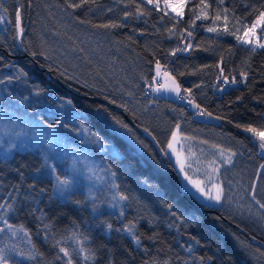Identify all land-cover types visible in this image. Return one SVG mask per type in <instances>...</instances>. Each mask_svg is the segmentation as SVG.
<instances>
[{"label":"trees","instance_id":"trees-1","mask_svg":"<svg viewBox=\"0 0 264 264\" xmlns=\"http://www.w3.org/2000/svg\"><path fill=\"white\" fill-rule=\"evenodd\" d=\"M205 2L210 6L206 9L208 18L200 20H195V15L200 14L201 0H189L179 20L144 0H86L80 8L68 5L81 0L4 2L3 8L7 9L12 23L16 22L19 11L24 32L18 37L15 24V38L6 42L0 39V79L4 80L0 84V112H13L41 125L54 126L51 128L57 129L72 144L79 140L82 123L84 129L96 133L107 146V151L99 153L98 158L115 173L119 193L128 197L123 214L103 209L97 202L89 201L81 190H73L71 196L61 200L55 194V176L50 175L49 158L46 163L42 149H13L7 157L0 156V199L9 198L8 202H13L10 198L14 197L20 209L9 222L24 225L31 234V242L44 254L35 261L21 259L20 264H64V260L56 259L58 248L54 240L68 237L74 231L88 237L86 247L96 251L94 262H81L74 254L76 264H163L164 261L168 264H264V249L240 230L262 243L264 235L183 191L181 178L169 158L170 172L164 168L152 142L139 135L122 114L98 100H107L122 108L137 125L155 137L162 149L179 124L185 136L232 149L243 146L247 157L262 164L264 152L259 148V139L254 142L252 134L244 128L264 131V49L253 52L236 39L239 31L234 26V17L240 18L241 29L243 25L251 26L259 11H264V0ZM56 8L69 11L71 22L105 29L110 41L134 64L139 77L135 90L125 94L145 97L146 87L154 84V68L159 61L164 71H170L179 83L183 99L200 105V109L219 117L221 122L214 124L197 119L195 110L182 98L175 101L152 96L169 127L166 133L163 124L152 123L149 127L130 109L121 107L118 93L107 78L101 72L99 77L95 76L98 69L93 59L84 63L86 69L83 64L78 74L86 84L70 78L69 71L62 64L56 65L58 60L39 39V29L47 32L56 25L53 30H57ZM224 9L228 10V20L223 21L229 33L234 34L226 33L221 26L217 31H207L217 13L221 16ZM193 20L195 24L191 23ZM110 23L117 26L96 27ZM188 44L192 45L188 52L176 51L172 55L173 50ZM116 57L111 55V59ZM241 72L246 77L242 78ZM224 76L229 81L235 78L236 83H225ZM185 89L191 90L190 95ZM102 111L127 124L147 146L144 151L116 136L100 119L98 113ZM109 146L120 153L119 158L112 156ZM55 166L57 174L66 173L57 163ZM108 224L112 225L111 229L107 228ZM126 225H134L133 232L140 237L139 245L127 232ZM5 242L29 248L23 233L18 237L0 233V246ZM64 246L72 249L75 244L68 240ZM16 259L13 257L11 264Z\"/></svg>","mask_w":264,"mask_h":264},{"label":"rangeland","instance_id":"rangeland-1","mask_svg":"<svg viewBox=\"0 0 264 264\" xmlns=\"http://www.w3.org/2000/svg\"><path fill=\"white\" fill-rule=\"evenodd\" d=\"M5 1L6 0H2V3L5 4ZM144 1L146 2V0ZM159 3L160 8L158 9L164 10V0H159ZM148 5L154 6L153 4ZM3 9V7L0 8V14L5 16V21L0 23V39L3 42H6V40H11L13 37L15 38L13 29L15 30L16 22L12 23L9 16L7 15V12L4 13ZM57 12L59 16L56 23L58 25L57 30H53L56 25H53L52 29L47 32L42 28L38 30L41 43L46 49H48L51 55L55 56L56 58H54L58 60V64L56 65L59 66V64H62L69 72H72V74L67 72L68 75H70V78L86 84L84 81L79 79L78 74L80 73V68L85 67L84 63H86L89 59H93L95 66L98 69V73L97 71L94 72L95 76L99 77L101 72L104 75V78H107L106 80L112 84L118 93L120 103L130 109L135 116H137L149 127L152 126V123L153 125L163 124V131L167 133L169 127L164 123L163 113L157 110V105L155 103L148 101L147 93H145V97H140L135 94H125L135 90V82L139 77V74L137 73V69L134 64L127 60L129 58H126L125 53L122 50L119 51L115 44L110 41L108 34H106L107 31L105 29H91L90 27L84 26L82 24L79 25L75 22H71L69 11L65 9L60 11L56 8L55 13L57 14ZM167 12L175 16V13L171 12V9H168ZM220 17L221 18L219 20L211 24L210 28L217 29L220 26L223 28L226 27V24L223 21L224 14H222ZM21 27L23 26L21 25ZM238 34L239 36L243 37L244 31L240 30ZM72 36H75V38H71ZM249 38L254 42L259 40L260 43H264V31H261V28H257L255 35ZM239 42L250 48L253 47L252 44H245L241 41ZM256 49L264 48L256 47ZM98 52H100L99 55ZM111 55H117L116 59H111ZM117 67H122V69ZM84 69H86V67ZM161 73L162 75L154 80L155 83L157 81L159 82V86L156 87H160L166 82L171 84V80L166 79L163 73H167L168 77H174L170 71H164L162 65ZM154 76H156V65L154 68ZM175 82L179 85L176 79ZM228 86L229 85L226 87ZM182 95L181 88L179 93L171 91L153 92V96L175 101H180ZM189 101L190 99L188 98L183 99L185 104H188L192 110L196 111V108L194 107L195 104L193 102L189 103ZM101 113L107 116L108 123H115L108 113L103 111ZM196 117L199 120L209 123L219 124L221 122L220 119H217V117L213 115L200 116L196 113ZM26 121H32L34 123L40 124L36 120H31L24 116H18L13 112H0V125L8 124L9 127L12 128V131H20L19 127L13 126L14 122L23 124ZM108 123L106 124L108 125ZM82 125L83 124L81 123V130L78 133L79 140L74 144L68 142L64 135L60 134L57 129L51 127L49 128L51 132H54L58 137L62 138V143L64 146L73 150V152H70L67 158L63 159V161L59 159H52V156L56 155L57 153L54 150L48 149L47 144H44L42 147H35L33 149H42L44 154L48 155L50 164L56 165L57 163L58 166L62 167L66 173L67 170L71 168L72 156L77 154L75 150H79V152L84 153L89 158V161L94 163L102 179L87 180L84 178V176H81L79 183L74 184L73 190L84 191L89 201L97 202L98 205L103 207V209H107L111 212L117 211L120 214H123L126 211L127 202L126 200L120 201L118 198L120 194L119 191L117 188L112 187L113 184L116 185V176L113 178L111 176L113 171L107 166L106 163L100 161L98 158L99 153H105L107 151V146L103 144L102 147L101 143L96 142L88 131L82 130L84 129ZM116 126L119 127V125ZM176 130L177 129L175 127L173 131ZM25 131L29 133V136L33 134L31 125H29ZM121 131L127 130L121 128ZM127 136V140L131 142L138 151H144L145 144L138 135L131 131L127 133ZM9 139V135H5L4 131H0V140L3 141V143L0 144L1 157L4 156L3 153L7 148ZM22 139H24V137L16 139L17 147L13 149H20L19 144ZM170 139L171 136L169 137V140ZM140 141L143 143H140ZM167 143L165 146V150L168 152L167 156L178 172L179 165L176 164V157L172 153L171 149H167ZM213 145L215 144L183 135L181 133V127L178 130L177 141L174 142L173 145L177 152L180 153L182 160H184L186 156L188 157V159L184 160V162L186 166L189 164L191 165L189 175H191L193 179L206 182L210 177L212 183L207 184V188L211 189L213 194H215V188L212 187L213 184L220 186L223 189L222 199L219 203H216L213 200H206L204 202H201L198 199L197 200L205 205H215L214 207L220 208L227 214L235 217L242 223L250 226L257 232L264 235V209H260L259 205L256 204V200L264 203V169L261 168V165H264V155L262 164H258L254 158L247 157L245 155V147L243 146H241L240 149H232L228 146L215 145L217 147H213ZM109 148L111 149L110 152H112L113 148L110 146ZM221 150L224 152L223 156L220 155ZM189 152H191L193 155H189ZM230 153L234 154L231 156V163H225V159ZM213 168H216L217 171L213 172ZM57 170L58 169L56 168V174ZM66 173L59 175L63 177L66 175ZM179 176L181 178L182 174H179ZM53 182L56 184L55 177ZM181 183L182 185L184 183L182 179ZM253 183L256 184V200H253L251 195ZM114 195L117 197L115 201L112 199ZM58 197L61 200H65V198L60 196Z\"/></svg>","mask_w":264,"mask_h":264},{"label":"snow or ice","instance_id":"snow-or-ice-1","mask_svg":"<svg viewBox=\"0 0 264 264\" xmlns=\"http://www.w3.org/2000/svg\"><path fill=\"white\" fill-rule=\"evenodd\" d=\"M86 0H81V3H70L68 6L71 8H80L83 3H85ZM189 2V0H164V11L165 14L168 15L167 12L168 9H171V12L175 13V16L172 17L173 19L179 20L184 15V8L186 4ZM218 3L222 4L223 0H217ZM146 3L153 4L155 8H160L159 0H146ZM3 7L2 0H0V8ZM200 14L195 15V20L200 19H207V11L210 6L205 2V0H201L200 4ZM4 13L7 12V9H3ZM193 14H195V9L190 10ZM224 20L227 22L228 20V10L224 9ZM137 14H139V6H137ZM125 15H129V13H125ZM220 14L217 13L216 17L214 18L213 22L219 20ZM16 35L22 36L24 29L21 27V16L19 11L16 12ZM195 20L191 21L192 24H195ZM5 21V16L3 14H0V23ZM235 27L236 31L243 30L244 36H236V39L238 41H241L245 44H252L253 47L251 48V51L255 52L256 47L264 48V43H260L259 40H256L255 42L251 40L249 37L255 35V31L257 28H261V31H264V11H259V14L256 16V19L251 24V27H248L247 25H243L241 29V20L240 18H235ZM117 25L114 23L110 24H103V25H96V27H103V28H110V27H116ZM171 31V30H170ZM207 31L214 32L217 31L216 28H208ZM224 31L226 33H229V29L225 27ZM234 34V33H229ZM183 35V33H181ZM189 36H191V32L188 33ZM192 47L191 44H188L182 48L173 50L172 55H175L176 51H188ZM43 54V53H41ZM32 55H36L35 52L32 53ZM223 69H221V72ZM161 65L159 61L156 62V76L153 77V80H156L157 77L161 76ZM163 75L166 77V79L171 80V84H168L167 82L164 85H161L160 87H156L153 90L154 91H171V92H177L179 93L180 86L176 84L174 77H168L167 73H163ZM183 75V73H181ZM241 77H246V73L241 72ZM219 78V77H218ZM8 80H11L12 77H8ZM224 82L225 83H236L235 78H233L231 81H229V78L227 76H224ZM4 80L0 79V84H3ZM151 87V85H150ZM186 92L191 93L190 89H185ZM182 99L184 97H181ZM115 103V101H113ZM189 103H192L190 100ZM121 107H125V105H121ZM196 109H199L198 115L200 116H211L212 113L208 112L205 109H200V105L196 104L194 105ZM100 119L104 120L106 123H108V118L103 113H98ZM219 119V117H217ZM112 120L115 121L114 124L108 123V127L111 128L112 132L118 136L123 137L125 139L128 138L127 133L131 132V129L128 127L127 124H124L122 121L116 119L115 117H112ZM31 125L33 129V134L29 136V133L25 131V129ZM116 125H119L117 127ZM14 127H19L20 131H12V128L9 127L8 124H2L0 125V131H4L5 135H9L10 139L8 140L7 148L4 151V156L7 157V155L10 153L11 149L16 148V139L20 137H24L20 141L19 147L20 149H28V148H35V147H42L44 144H47L48 149L54 150L57 154L52 156V159H59L63 161V159L67 158L68 154L70 152H73L72 149L67 148L62 143V138L58 137L54 132H51L49 130L50 127L54 126H41L40 124L34 123L32 121H26L23 124H19L14 122ZM176 131H173L171 133V139L167 143V149H171L172 153L176 157V164L179 165L178 173L182 174L181 179L184 181L182 185V190L186 193L190 194L194 199H198L201 202H204L206 200H213L216 203H219L222 199L223 189L220 186H217L215 184L212 185L213 188H215V194H213L212 190L207 188V184L212 183L211 178L205 182L200 180H195L192 178L191 175H189V170L191 169V165L185 164L184 160H187L188 157L186 156L184 160L181 159L180 153L177 152L176 148L173 146L174 142L177 141L178 138V130L180 129V125L177 124ZM237 127H241L240 125H237ZM121 128L127 130V131H121ZM83 131H88L90 135L94 138V140L98 143H101V146L103 147V142L101 138L96 135V133L91 132L89 129H82ZM147 131V129H145ZM244 131L247 133L252 134V139L255 142V139H259V148L264 151V131H259L258 129L254 127H245ZM188 139V138H185ZM3 141L0 140V144H2ZM140 143H143L140 141ZM206 143V142H203ZM145 147H147L145 145ZM213 147H217L213 145ZM77 154L72 156V165L69 170H67V173L65 176H60L59 174H56V166L54 164H47V167L49 169L50 175L55 176V193L62 197L67 198L72 195L73 192V186L74 184H78L80 177L84 176L87 180H100L102 177L99 175V172L91 161H89V158L82 152H79V150H75ZM162 152H164L165 155H168V152L165 149H161ZM120 153L116 151L115 148L112 149V156L114 158H119ZM189 155H193L191 152H189ZM220 155L223 156L224 152L221 150ZM234 155L230 153L227 158L225 159V163H231V156ZM48 155H45V162L47 163ZM261 168L264 169V165H261ZM198 171V170H197ZM213 172H216L217 169L213 168ZM259 175V173H258ZM111 176L114 178L115 173H111ZM113 188H118V185L113 184ZM256 184H252V198L253 200H256ZM119 200L124 201L127 200L128 197L120 193L119 194ZM13 202H8L9 198L0 199V233H7L10 234L12 237H18L21 233H23V238L28 241L29 248L24 249L21 248L18 244L14 243H8L5 242L3 246H0V264H11L13 257H16L15 264H20V260H27V261H35L38 257H43V253L40 252L36 245L31 242V234L30 232L24 227V225H16L9 222V219L12 215L16 214L18 211H20L18 205L15 203V198H10ZM114 201L117 199V197L114 195L112 198ZM79 203V201H77ZM256 204L259 205L260 209H264V203L260 202L259 200H256ZM207 207H214L213 204H206ZM169 208L172 207V205H168ZM48 226L45 225V228ZM134 225H126V230L132 235V239L135 241L137 245L140 244V237L136 235L133 232ZM108 229L112 228L111 224L107 225ZM48 233L45 232V238L47 239ZM68 240L73 241L75 244V247L70 249L69 247H65L64 243ZM88 237H82V234L78 232H72L70 236L68 237H61L59 240H54V246L58 248V253L56 256L57 260H64V264H76V261L74 260V254L75 256H78L81 262H94L96 260V251L91 247H86V243H88ZM60 253L63 255L61 256ZM264 255V253H262ZM201 261H203V257L200 258ZM163 264H168V261H164Z\"/></svg>","mask_w":264,"mask_h":264},{"label":"water","instance_id":"water-1","mask_svg":"<svg viewBox=\"0 0 264 264\" xmlns=\"http://www.w3.org/2000/svg\"><path fill=\"white\" fill-rule=\"evenodd\" d=\"M101 103H103L104 105H106L108 108H110L111 110L118 112L120 114H122L124 116V119L130 124V126L141 136L147 138L148 140H150L152 142V144L155 146L156 150L159 153L160 159L162 161V164L164 166L165 169H167L169 172L171 171L169 165H168V157L167 155L164 154V152L161 151V147L160 145L157 143L155 137L147 130L145 131V128L140 127L139 125H137L134 120L132 118H130L126 112L120 108L117 105H114L112 103H110L107 100H103V99H98ZM245 236H247L255 245L259 246L260 248L264 249V243L256 240L255 238H251L246 232L240 230Z\"/></svg>","mask_w":264,"mask_h":264},{"label":"bare ground","instance_id":"bare-ground-1","mask_svg":"<svg viewBox=\"0 0 264 264\" xmlns=\"http://www.w3.org/2000/svg\"><path fill=\"white\" fill-rule=\"evenodd\" d=\"M252 152V151H251ZM257 152V151H256ZM255 153V152H254ZM259 156V155H258Z\"/></svg>","mask_w":264,"mask_h":264}]
</instances>
